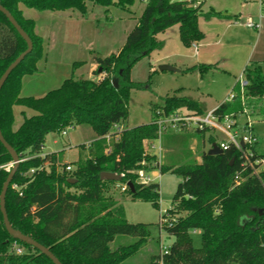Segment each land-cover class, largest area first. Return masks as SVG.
<instances>
[{
  "label": "trees",
  "instance_id": "trees-1",
  "mask_svg": "<svg viewBox=\"0 0 264 264\" xmlns=\"http://www.w3.org/2000/svg\"><path fill=\"white\" fill-rule=\"evenodd\" d=\"M135 1L0 0L34 44L0 91V129L22 160L6 195L11 224L48 247L63 264H264V171L261 176L252 175L234 146L210 155L205 145L209 142L212 146L217 141L208 128L167 135L163 145L169 151L162 161L147 151L149 143L158 138V109H163L165 115L181 107L204 113L200 103L187 96L167 95L162 105L153 106L149 123L125 125L131 91L142 87L131 81V68L153 50L164 47L157 35L178 24L184 45L190 47L204 37L200 17L225 18L226 14L213 9L203 12V2L195 5L196 0H148L122 48L105 57H93L92 62L97 64L94 74H105L104 77L71 76L42 97L21 95L23 77L36 73L44 57V39L36 32L35 21L24 16L21 4L40 11H70L86 16L88 3L129 11ZM26 49V41L0 11V78ZM82 64L76 62L74 68ZM245 74L249 81L246 93L263 99L261 65L250 63ZM15 106L32 111L31 115L22 111L23 121L17 128ZM241 109V99L237 98L223 102L215 112L223 118ZM75 126L90 127L95 134L89 156L59 169L57 153L44 152L47 136ZM193 139H198L196 151L201 160L195 158L191 148ZM252 149V160L264 159V150L257 144ZM67 166L72 169L67 170ZM12 168L13 157L0 141V195ZM156 169L183 177L166 214L170 221L162 226L175 239L166 246V252L162 246L148 262L131 263L128 260L149 241L151 226L129 222L124 207L107 196V187L132 182L135 191L129 187L126 191L133 199L149 201L159 208V184L139 181L140 170ZM105 171L119 173L123 178L103 180L101 174ZM190 229L201 230V248L194 246ZM119 235L136 237L137 241L114 249L111 243ZM16 246L23 253H17ZM0 264H54L44 253L9 234L1 207Z\"/></svg>",
  "mask_w": 264,
  "mask_h": 264
},
{
  "label": "rangeland",
  "instance_id": "rangeland-1",
  "mask_svg": "<svg viewBox=\"0 0 264 264\" xmlns=\"http://www.w3.org/2000/svg\"><path fill=\"white\" fill-rule=\"evenodd\" d=\"M199 1L204 2L206 10L214 8L224 14L235 13L237 17L233 16L231 19L215 17L210 20L200 17L199 27L204 37L194 42L197 49L194 44L190 47L184 45L178 24L158 34L157 38L165 42L164 47L153 50L149 56L140 59L131 68V81L141 84L142 87L131 91L126 126L134 127L149 123L153 106L162 105L163 98L167 95L190 97L198 101L205 112H208L225 102L231 92L239 91V86L235 87L246 65L260 64L264 72V20L259 31L244 24L249 16L257 19L258 0ZM147 2L148 0H136L129 11L117 6L107 8L88 3L89 12L86 16L78 12H71L69 16L67 12L40 11L24 7V16L35 21L36 32L45 39L44 57L37 64L36 74L24 79L21 95L42 97L50 90L61 86L66 78L71 76L87 78L94 56L105 57L117 53L122 48ZM76 62L83 64L74 68ZM163 64L174 66L179 71H161L159 66ZM190 67L196 69L187 71ZM263 104L264 98L246 93L245 103H242V109L235 118L237 121L235 130L240 134H243L240 127L244 122L248 119L254 121V134L258 138L257 148L260 150H264ZM19 108L23 109L21 106L14 108L15 128L20 125L18 118H22ZM28 113L31 115L32 111ZM210 133L215 136L217 142L227 140L223 134ZM172 134L174 133L165 134L163 140ZM209 135L207 133L206 137ZM94 139L95 134L90 127H71L67 129L65 135L49 134L44 152L57 153L61 169L66 163L75 165L79 160L86 159ZM197 140L191 141V148L196 152L195 158L201 160L200 154L196 151ZM107 144L109 148L112 146L111 142ZM154 144L156 147L161 145L158 140ZM210 148L211 145L207 142L205 149L208 151ZM168 151L164 147L160 156L152 153L158 152V149L149 153L162 161ZM148 176L151 179L149 183L159 184V208L154 207L149 201L133 199L126 190H122L124 184H109L106 192L107 196L114 198L124 207L129 222L151 226L149 241L128 260L131 263L148 262L152 255L160 252L162 246H171L175 239L161 226L170 221L166 214L172 207L178 184L183 181V177L171 171L162 173L159 169L151 172L139 171L141 181H145ZM188 234L194 246L201 248L203 244L201 230L190 229ZM136 241V237L119 235L111 243V247L116 249Z\"/></svg>",
  "mask_w": 264,
  "mask_h": 264
},
{
  "label": "built area",
  "instance_id": "built-area-1",
  "mask_svg": "<svg viewBox=\"0 0 264 264\" xmlns=\"http://www.w3.org/2000/svg\"><path fill=\"white\" fill-rule=\"evenodd\" d=\"M183 1V0H179ZM197 4L201 1L196 0ZM260 7L259 19L261 21L264 18V0H258ZM245 25L252 29H259L260 22H257L253 17L249 16L245 21ZM195 48L197 49V44L193 43ZM239 92H231L226 101L233 102L237 98L241 99V102L245 103V94L246 87L249 85V81L246 77L245 71L241 74L239 81ZM264 106V104H263ZM215 109L209 110L208 112L198 113L196 111L190 110L187 107H181L177 109L175 112L165 115L163 109H158L156 112L155 124L158 127V140L161 145L156 147L154 142L149 143L147 147V151L151 152L152 150L158 149V152H152L155 155H161L163 152V137L168 133H183L186 131H192L195 129H206L208 128L212 132H217L223 134L227 140H222L221 142H216L220 148L224 150H228L231 146H234L241 154L245 166H248L252 170V175L261 176V172L264 171V159H256L252 160L254 156V152L252 146L257 144L258 138L254 134V121L248 119L241 125V131L243 134H240L238 130H235L237 125V121L235 120L238 114L231 113L225 115L223 118H220L218 114H216ZM71 128V127H69ZM67 128V129H69ZM67 129L63 130L61 134H67ZM110 139V136H107ZM12 165V164H11ZM7 166L10 169V166ZM71 166H67V170H71ZM139 181L142 183L149 184L151 181L150 177H146L145 181ZM128 184H124L122 190L128 189ZM162 227V226H161ZM16 252L21 254L23 253V249L21 247H15ZM163 250L166 252L167 247L163 246Z\"/></svg>",
  "mask_w": 264,
  "mask_h": 264
},
{
  "label": "water",
  "instance_id": "water-1",
  "mask_svg": "<svg viewBox=\"0 0 264 264\" xmlns=\"http://www.w3.org/2000/svg\"><path fill=\"white\" fill-rule=\"evenodd\" d=\"M0 11L6 15V17L9 19V21L12 23V25L15 27V29L18 31V33L21 35V37L26 41L27 43V49L23 51L5 70V72L2 74L0 78V91L3 88L5 82L7 81L8 77L10 74L14 71V69L25 59V57L32 52L34 48L33 41L29 34L23 29V27L19 24V22L16 20L14 15L0 3ZM159 69L161 71H179L176 67L168 65V64H163L159 66ZM0 141L2 144L7 148V150L10 152V154L13 157V168L6 180V182L3 185V189L0 195V207L1 211L3 213L4 217V223L5 227L8 230L9 234L17 239L22 241L23 243L30 245L42 253H44L46 256H48L54 264H63L60 259L45 245L41 244L37 240H35L33 237L24 234L22 231L16 229L13 227L11 224V221L9 219L7 209H6V195L7 191L9 188L10 183L13 180V177L17 171V169L20 166L21 163V157L17 153V151L8 143V141L5 139L2 130L0 129ZM208 153L210 155H216V154H221L223 153V149L220 148V146L215 142L212 144L211 148L209 149ZM101 178L103 180H110V181H121L122 180V175L116 172H102ZM70 181L75 182L76 179L71 178ZM129 188L134 192L135 191V185L132 182H128Z\"/></svg>",
  "mask_w": 264,
  "mask_h": 264
},
{
  "label": "crops",
  "instance_id": "crops-1",
  "mask_svg": "<svg viewBox=\"0 0 264 264\" xmlns=\"http://www.w3.org/2000/svg\"><path fill=\"white\" fill-rule=\"evenodd\" d=\"M202 2V1H201ZM258 2V1H257ZM24 7H26L25 5L23 6V4H21V9L23 10V12L25 13V8ZM201 9H202V11L203 12H207V11H209V10H206L205 8H204V2L202 3V7H201ZM211 9H213V10H215V11H219V12H221V10H217V9H214V8H211ZM210 9V10H211ZM258 16H257V19H255L257 22H260V28L259 29H255L256 31H259L260 29H261V24H262V21L264 20V18H262L261 19V21H260V19H259V14H260V7H259V3H258ZM143 12V11H142ZM68 13V15L69 16H71V12H67ZM26 15V14H25ZM228 17H225V18H222V19H231L233 16H236L237 17V15L235 14V13H233V14H226ZM202 18H205V17H202ZM213 18H215V17H213ZM139 19V18H138ZM138 19H136L137 20V22H136V24L138 23ZM206 19V18H205ZM212 19V18H211ZM207 20H210V19H207ZM245 24V23H244ZM136 25H134L133 27H132V29L135 27ZM131 29V30H132ZM130 30V31H131ZM129 31V32H130ZM40 35V34H39ZM42 37H43V39H45L44 38V36L43 35H41ZM127 38V37H126ZM165 43V42H164ZM247 66V65H246ZM97 69V64H95V63H91V66H90V69H89V75H88V77L87 78H91V79H99V78H102V77H104V75L105 74H100V75H96V74H94V71ZM36 73H34V74H31V75H35ZM27 76H30V75H26V76H24L23 77V80H22V90H21V92L23 91V87H24V79L27 77ZM83 78H86V77H83ZM239 85H238V83H237V85H236V88L238 87ZM27 110L28 109H25V108H23V109H21V108H19V110L18 111H20V115L22 116V118H18V120H19V122L21 123L22 121H23V115H22V111H26L27 112ZM29 111H31V110H29ZM28 111V112H29ZM27 112V114H29ZM152 119V118H151ZM55 142H57V141H55ZM53 153V152H52ZM45 154H48V153H45ZM120 203V202H119Z\"/></svg>",
  "mask_w": 264,
  "mask_h": 264
}]
</instances>
